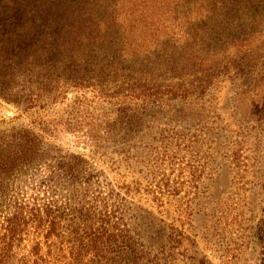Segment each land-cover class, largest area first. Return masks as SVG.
Segmentation results:
<instances>
[{
    "label": "trees",
    "instance_id": "trees-1",
    "mask_svg": "<svg viewBox=\"0 0 264 264\" xmlns=\"http://www.w3.org/2000/svg\"><path fill=\"white\" fill-rule=\"evenodd\" d=\"M26 1L0 0V99L30 118L28 124L15 123L21 116L0 120V264H167V246L152 254L140 232L124 220L128 197L142 195V184H113L87 158L47 139L63 141L70 135L77 147L97 152L117 137L134 141L144 109L182 113L184 101L200 102L223 81L221 73L243 72L259 63V56L252 54L245 34L229 40L232 25L221 30L214 22L197 20L215 0H104L102 9H83L77 28L59 24L56 34L37 39L17 28L26 17ZM159 2L164 6L159 8ZM163 7L175 15L169 22L137 20ZM97 13L106 19L95 22ZM81 26L89 35L80 34ZM59 82L66 88H96L100 115L83 118L81 105L73 106L68 119L53 118L61 103L54 92ZM249 92H239V105L247 97L263 101L264 87L254 96ZM63 183L73 186L78 204L57 198ZM31 228L38 239L20 255L15 249ZM182 238L189 240L184 232L167 234L174 248ZM190 243L196 247L194 240ZM198 264L211 262L204 255Z\"/></svg>",
    "mask_w": 264,
    "mask_h": 264
},
{
    "label": "rangeland",
    "instance_id": "rangeland-1",
    "mask_svg": "<svg viewBox=\"0 0 264 264\" xmlns=\"http://www.w3.org/2000/svg\"><path fill=\"white\" fill-rule=\"evenodd\" d=\"M103 1L27 0L23 8L26 17L17 28L28 39L56 34L59 24L77 28L83 9H102ZM157 6L164 5L159 2ZM164 11L163 7L155 14V9H150L152 16H138L137 20L166 23L175 17ZM105 17L97 13L95 22ZM197 20L214 22L221 30L224 24L232 25L235 31L229 27V40L245 34L260 62L243 72L221 73L219 79L223 81L209 95L203 93L206 96L200 102L184 101L182 113L172 114L158 107L144 109L134 141L117 137L115 143L108 141L109 147L98 152L88 146L77 147L70 135L63 141L50 138L47 142L84 156L104 170L107 181L113 184L137 180L142 184V195L128 197L124 220L140 232L152 254L163 244L167 246V264H198L204 255L211 264H264V99L256 102L247 97L244 105L237 102L241 90L247 89L254 96L264 87V80L256 81L264 75L255 72L264 71V0H215ZM81 27L80 34L89 35L87 28ZM191 79L172 78L167 83ZM55 85L61 103L53 118L68 119L73 106L81 105L86 113L83 118L100 115L96 88H66L63 82ZM21 111V107L0 99V120L21 116L15 123L28 124L29 115ZM234 150L239 151V159ZM166 182L168 186L163 185ZM57 198L71 203L69 206L80 200L71 184H60ZM178 232H184L189 240L182 238V245L174 248L176 244L168 242L167 234L176 237ZM36 239L32 229L15 250L26 254Z\"/></svg>",
    "mask_w": 264,
    "mask_h": 264
}]
</instances>
